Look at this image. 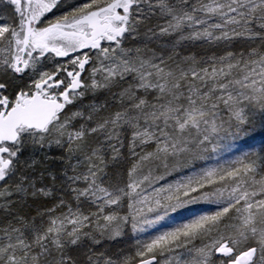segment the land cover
<instances>
[{"label":"snow or ice","instance_id":"6c2138e0","mask_svg":"<svg viewBox=\"0 0 264 264\" xmlns=\"http://www.w3.org/2000/svg\"><path fill=\"white\" fill-rule=\"evenodd\" d=\"M0 264H264V0H0Z\"/></svg>","mask_w":264,"mask_h":264},{"label":"rangeland","instance_id":"374dc122","mask_svg":"<svg viewBox=\"0 0 264 264\" xmlns=\"http://www.w3.org/2000/svg\"><path fill=\"white\" fill-rule=\"evenodd\" d=\"M81 2V0H65V3L66 4H72V3H79ZM57 14H59L57 12ZM151 232V230H149ZM147 234H143L141 238H144ZM134 243V239L132 238H129L127 239L126 243L122 244L121 246L122 247H125V248H128V247H131V245Z\"/></svg>","mask_w":264,"mask_h":264},{"label":"flooded vegetation","instance_id":"af4514ba","mask_svg":"<svg viewBox=\"0 0 264 264\" xmlns=\"http://www.w3.org/2000/svg\"><path fill=\"white\" fill-rule=\"evenodd\" d=\"M57 14V13H56ZM50 15H52V14H50Z\"/></svg>","mask_w":264,"mask_h":264}]
</instances>
